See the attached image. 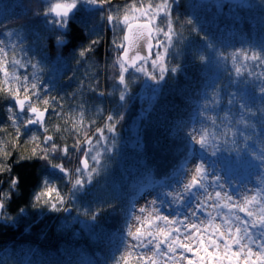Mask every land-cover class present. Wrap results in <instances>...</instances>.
<instances>
[{"label":"trees","instance_id":"trees-1","mask_svg":"<svg viewBox=\"0 0 264 264\" xmlns=\"http://www.w3.org/2000/svg\"><path fill=\"white\" fill-rule=\"evenodd\" d=\"M150 1L155 4L161 0ZM146 2L110 0L102 9L83 6L69 21L67 47L56 48L53 46L56 32L45 23L42 15L48 7L46 0H0V10L3 12L0 35L10 29L22 33L24 49L29 54H36L43 65V81L51 90L49 95L55 97L51 105L54 111L49 112L44 123L50 126L45 134L53 136L60 147L68 145L69 155L65 157L59 152L54 153L50 157L51 163L63 164L74 170L79 165L82 151L73 150L72 146L80 140V148H83L85 136H92L96 128L102 126L109 111L115 113L120 110L114 93L119 74L116 60L122 50L113 41L122 42L124 28L116 34L114 27L104 17L109 13L122 16L133 5ZM240 4L231 9L233 6L228 4L227 7H218L197 0H176L172 6V19L180 35L170 49L169 67L179 65V70L175 74L168 73L160 85L155 84L157 102L151 106L150 113L145 111L149 108L147 100L144 108L140 104L144 86L142 77L134 70L126 74L130 80V92L123 107L124 120L117 127L120 139L117 156L114 154L107 160L106 171L94 179L90 193L77 196L79 207L95 208L104 201H111L114 205L96 221L95 233L100 234L99 239L90 232L74 234L56 229L61 218L57 213L46 207H40L37 212L32 209L33 197L42 177L57 176L51 171L53 168L48 161L33 155V149L37 145L42 146L44 135L35 142L26 140L25 135L16 136L13 133L6 121L8 99L0 84V89H3L0 90V136L4 139V150L10 153L7 157H0V164L11 168L10 172L0 173V194L10 191L13 176L20 178L18 187L12 192L11 199L5 200L2 209L9 219H0V264H113V257L119 255V242L109 237L123 234L126 219L130 218L126 217L125 208L130 204L135 205L148 190H164L167 187L161 188L160 185L166 181L169 188L173 185L171 178L176 175L185 152L184 133L196 127L200 121L203 123L206 111L203 105L212 94L213 83H219L221 102L214 110L210 109L211 116L224 117L229 108L228 94L240 89L253 97V110L260 107L261 101L252 92L254 84L250 78L245 74L235 84L231 72L219 69L214 75V70L219 68L212 60L214 53L202 47L205 43L201 39L204 34L200 31L202 27L215 42L216 48L225 55H229L231 47L242 42L252 39L264 42V3L250 0L242 9L238 7ZM189 18L193 20V25L185 23ZM159 21L160 25L166 26L165 17ZM96 39L99 43L93 45V51L80 58L78 51ZM200 54L209 57V62L201 63ZM244 80L250 82L241 83ZM100 92L105 95H99ZM20 98H23V94ZM67 104L69 108L74 105L80 108L83 104L84 117L79 127L60 107ZM56 111H60L57 119ZM232 112L234 119H238V107H232ZM250 119L255 123V135L248 141V148L244 150L243 143H240L242 150L239 152L221 151L215 157L216 167L225 178L230 173L243 177L247 170L259 172L262 178L256 189L264 192V168L258 167V162L253 161L250 155L253 149L258 151L264 148V117L257 115ZM135 120H138L139 130L135 145H131L127 144V128ZM206 126L216 130L208 120ZM216 127L224 130L220 119H217ZM22 157L30 158L22 160ZM58 178L61 180L62 177ZM227 182H230V178H227ZM59 187L64 195H69L71 185L68 188V182L61 181ZM21 209L24 211L21 212Z\"/></svg>","mask_w":264,"mask_h":264},{"label":"snow or ice","instance_id":"snow-or-ice-1","mask_svg":"<svg viewBox=\"0 0 264 264\" xmlns=\"http://www.w3.org/2000/svg\"><path fill=\"white\" fill-rule=\"evenodd\" d=\"M46 2L48 7L42 15L45 17V23L51 25L52 31L56 32L53 46L65 48L68 45L67 29L70 19L85 5L102 9L103 5L110 0H56V2L46 0ZM174 3L176 0H162L155 6L133 5L132 11L138 12L139 17L130 18L127 11L122 18L113 13L104 17L110 25L124 26L122 42L113 41V44L122 50L116 60L119 74L116 77L114 93L120 104V110L115 113L109 111L102 126L97 127L92 136H85L83 144L87 147L80 148V140L72 146L73 150L82 151L79 166L74 170L66 168L63 164L51 163L50 157L54 153L59 152L65 157L69 155V146L65 144L60 147L54 142L53 136H45L41 142L42 146L37 145L33 149L34 156L48 161L51 168L63 173L71 185L69 196L66 198L57 187L45 180L44 189L33 197L34 207H46L54 212L69 211L66 199L74 200L78 194H89L94 179L106 171L107 160L111 159L119 148L117 127L124 120L123 107L130 92V80L126 74L130 69L141 73L156 85L164 82L168 73H177L179 65L169 67L170 49L175 46L180 35L172 19ZM227 6L226 4L218 5V7ZM161 16L167 20L165 27L156 23ZM132 19H143L145 22L133 24ZM185 23L194 24L190 18ZM195 30L193 27V31ZM200 31L204 33L201 37L205 41L202 47L212 50L216 58L215 62L230 59L237 77L245 74L248 77H255L252 92L258 95L261 105L253 110L252 96L245 91L231 92L227 99L229 108L224 117H205L216 130H210L207 126L201 125L192 127L184 133L186 140L183 145L185 152L182 163L176 175L171 178L177 187L146 200L145 204L138 208L134 204L125 208L126 217L130 216V218L126 219L123 234L118 237H109L119 242L117 249L119 255L113 257V264H264V192L259 188L245 189L244 192L239 189L234 193L229 192L225 188L226 182L213 167L215 161L210 164L205 159L206 156L216 157L221 151L239 152L242 150L239 147L240 143H243L246 150L249 146L248 141L255 135V123L250 118L257 115L264 117V72L255 73L249 69L248 65L252 63L256 67H264V42L259 44L258 51L240 48L230 55H225L216 48L215 42L203 27ZM6 35L10 38L7 44L0 39V73L5 78L4 83L9 85L6 95L10 96L14 102L8 109L11 113L8 119L17 125L16 132L19 135L21 126L44 127L46 116L50 111H54L51 109V104L55 97L44 98L50 89L39 76V72L42 71L40 61H35L28 55L19 33L9 32ZM13 35L19 43L11 40ZM97 43H99L98 39L91 40L87 47L78 51V56L85 58L93 51V45ZM142 47L147 55L141 54ZM9 49L12 53L11 60H9ZM18 49L23 55H17ZM149 59L151 71L146 66ZM199 61L208 63L209 57L200 54ZM9 65L16 69L11 75ZM28 67H31L33 72L30 76L25 73L21 78L19 69ZM13 82L17 85L15 88L11 87ZM249 82V80L241 81L245 84ZM212 89L211 97L203 105L205 110H214L220 105L221 92L218 81L213 83ZM157 91L153 89L152 95L145 97L149 103V108L145 109L146 112L150 113L151 106L157 102ZM99 95H105V93L100 92ZM39 104L44 106L43 109L38 107ZM79 107L81 109L79 117L82 122L84 106L81 104ZM232 107H238V119H234ZM14 108L18 111H14ZM25 113L27 119L22 120L21 114ZM217 119L221 120L224 130L216 127ZM249 129L252 131H246ZM44 131L47 132L48 129L44 127ZM237 137L240 139L238 140ZM32 139L37 140L39 137L34 136ZM0 153L5 157L10 155L2 147H0ZM250 155L253 161L258 162V167L264 168V148L258 151L253 149ZM10 171V167L0 164V173ZM19 183L20 178L13 176L10 181V191L0 194V219H9L4 216L2 209L5 206V200L11 199V194ZM168 186L167 181L160 185L161 188ZM160 195L169 199L161 200ZM116 198L118 199L119 196ZM165 203L186 205L191 217L196 218L198 214L203 213L207 220L192 221L189 220V214L184 215L183 219L175 216L170 218L162 211ZM111 208H114L111 201H104L98 203L95 208H84L81 213L91 221L84 225L85 228L97 239L100 238V234L95 233L96 221ZM23 211L24 209H21V212Z\"/></svg>","mask_w":264,"mask_h":264},{"label":"rangeland","instance_id":"rangeland-1","mask_svg":"<svg viewBox=\"0 0 264 264\" xmlns=\"http://www.w3.org/2000/svg\"><path fill=\"white\" fill-rule=\"evenodd\" d=\"M250 0H243V3L240 4L238 7L239 8H244V6H246L248 3H249ZM256 1H259L260 3H264V0H256ZM53 2H56V0H53ZM162 2L159 1L157 3H152V1L147 2L146 3H140V4H143L144 6H147L148 4H152V5H158ZM219 4V3H218ZM135 6H139V5H135ZM84 7L87 8V5H85ZM133 7V6H132ZM132 7H130L127 12H128V15L131 17H139V13L138 12H134L132 11ZM231 9H235V7L233 6V8ZM123 16V15H122ZM122 16H120L122 18ZM164 16H161L158 21H156V23L161 26V27H164V25H160L159 24V20L162 19ZM3 18V12L0 10V21L2 20ZM131 22H145L143 19H132ZM110 25V24H109ZM112 27H114L115 29V33L116 34H119V32L121 31V29L124 28L123 25H119V26H114V25H111ZM19 33L20 35V40H22L24 42V37L22 35L21 32L17 31V30H7V31H4L1 35H0V39L4 40L5 41V44H7L9 42V37L6 35L7 33ZM11 40L14 41V42H17L19 43V41H17L15 35H13L11 37ZM263 42L261 40H255V39H252L250 41H245V42H242L240 44H238L237 46H233L230 48V52H229V55L235 51V50H238L240 48H246V49H249L250 51L251 50H256L258 51L259 50V44ZM32 50H33V47H32ZM154 53H155V50L153 51V58H154ZM213 54V52H210ZM17 55L18 56H21L23 55V53H20L19 52V49L17 50ZM29 56H31L35 61H39L37 60V57H36V54L33 53V52H30V54L28 53ZM11 57H12V53H11V50L9 49V60H11ZM212 58V56H211ZM215 59V56L212 58L213 62L215 63L216 66H218L219 68L218 69H215L214 70V75L216 74V72L221 69V71H226V72H231L232 73V79H233V82L235 84H238L240 82V79L242 78L241 77H237L234 73V69L232 68V63H231V60L229 59L228 61H222L220 64L217 65V62L214 61ZM149 70L151 71V62H147V65H146ZM249 69L250 70H253L255 73H261V72H264V67H256L255 64H252V63H249L248 65ZM40 68L42 69V71L39 72V76L41 78V80L43 81V78H42V72H43V65L40 63ZM13 71H16V69H13L11 67V65H9V74L11 75ZM19 72H20V75H21V78L23 77V75L25 73L29 74V76L31 75V73L33 72V70L31 69V67H28L27 69H19ZM136 74L140 77H142L143 81H144V86L142 88L143 91L146 92V96H151L152 95V90L153 89H156L154 86H155V83L150 81V80H147V78L145 76H143L141 73H137ZM250 80L252 82L255 81V77H249ZM4 76L2 73H0V84L2 86V88L4 89L5 93H6V89L8 88L9 85L5 84L4 83ZM47 85V83H45ZM17 85L13 82L11 84V87L15 88ZM48 86V85H47ZM49 88V87H48ZM141 90V92H142ZM241 91V89H240ZM140 92V94H141ZM51 93V90L48 92V95L45 96L44 98H50V94ZM21 94H23V92L21 91ZM7 96V99H8V105L5 107V114H6V121H8V124L9 126L12 128L13 130V133L17 135V132H16V127L17 125L16 124H13L11 120L8 119L9 115L11 113H9L8 109L10 106L13 105V100L11 99L10 96L6 95ZM145 97H142V100H140V104L143 105L142 108H144L147 104L146 99ZM211 97V95L209 96V98ZM53 103V102H52ZM69 104V103H68ZM65 105V106H60L63 110H65L70 119H72V122L73 124H75L76 126H80L81 124V121H80V117H79V112H80V108H76L75 105L74 106H71L69 108V105ZM52 105V104H51ZM38 107H44L42 104H39ZM14 111H18L17 109H13ZM212 111L209 109V110H206L204 115H203V123L199 122L196 127H200L201 125H204L206 126V122H207V119H205V117L207 116H211ZM60 114V111H56L55 112V119L59 118L60 115H57V114ZM22 115V120H26L27 119V114H21ZM137 125H138V120H135L134 123H131V125L127 128V136L129 137L128 140H127V144H131V145H135V141H136V137L138 135V128H137ZM49 131L50 129V126H45ZM44 127H41L40 125L39 126H36V127H31L30 125L25 128L23 126H21L20 128V133L19 135H25L26 137V140L29 139L30 141H35L37 142L38 140H40V136L41 135H44L46 136L45 132L44 131ZM1 125H0V131H1ZM39 137V139L37 140H33L32 137ZM95 139V138H94ZM120 141L119 137H118V142ZM4 139L2 136H0V147H2L4 149ZM120 146V145H119ZM84 147H87V145H84ZM118 152V150H117ZM117 152L115 153L116 156H117ZM3 154L0 153V157H2ZM205 159L211 164L212 161H215V164H214V169L217 171V173L223 178V181L226 182L225 184V188L226 190H228L229 192H236L237 189H239L241 192H244L245 189H256V186H257V183H259L261 181V178H262V175L259 173V172H256V171H251V170H247L246 172H244L245 174L243 175V177H237V174H233V173H230V176H228L227 178H230V182H227V178H225L221 173L220 171L218 170V167H216V158L215 157H210V156H206ZM79 165L77 164L75 166L78 167ZM74 168V169H75ZM52 172H54L56 174L57 177L55 178H51L47 175H44L41 179V183L36 191V193L34 194V196L36 194H38L39 192H41L43 189H44V181L45 180H48L50 181L51 185L55 186L58 188L59 192L64 195L62 193V190L61 188L59 187V185L61 184V181H66L68 182L67 178L64 177L63 173H60L58 170H55V169H52L51 170ZM62 175V176H61ZM58 176L62 177L61 180H59ZM177 187L176 184L173 183V185L169 188H165L164 190H159V191H155V190H148L147 192H144L139 200L135 203V207L138 208L142 205L145 204L146 200H150V199H153L155 197H157L161 192H167V191H170L172 190L173 188ZM68 188H70V184L68 182ZM55 195V194H54ZM66 198L69 196V195H64ZM160 199L161 200H164V201H167L169 198L166 197V196H163V195H160ZM78 197L74 200H70V199H66V206L69 208V211L65 212V211H59V212H55L58 214V216H60V221L59 223L57 224L56 226V229H59L61 231H72L74 234H77V232H83V233H88L89 230L85 228V224H88L90 223L84 215H82L81 213L83 212L84 210V207H79L78 205ZM34 203V201H33ZM33 203H32V209H34L35 211L38 210L40 207H34L33 206ZM195 202L193 201V204ZM74 210V213L73 211ZM162 211L164 214L166 215H169L170 218H172L173 216H175L176 218H179V219H183L184 215L186 214H189L188 213V209H187V206L186 205H181V206H178V205H175V204H172V205H169L168 203H165L163 206H162ZM37 212V211H36ZM54 212V211H53ZM214 215L216 214L215 212L213 213ZM189 220H192V221H196L198 222L199 220H207V217L203 214V213H200L198 214V217L194 218V217H191L190 214H189ZM217 222H219V220H217Z\"/></svg>","mask_w":264,"mask_h":264},{"label":"water","instance_id":"water-1","mask_svg":"<svg viewBox=\"0 0 264 264\" xmlns=\"http://www.w3.org/2000/svg\"><path fill=\"white\" fill-rule=\"evenodd\" d=\"M198 2H200V3H210L211 1H213V0H197ZM222 1H224V2H226V3H231V4H240V3H242L243 2V0H222ZM133 24H136V23H144V22H132ZM124 34V33H123ZM155 50V49H154ZM153 50V51H154ZM140 51H141V54L142 55H147V52L145 51V49L142 47L141 49H140ZM150 61V59L148 60V62ZM131 70V69H130ZM147 94H146V92L145 91H142V94H141V97H145ZM46 118H47V116H46ZM46 118H45V120H46Z\"/></svg>","mask_w":264,"mask_h":264},{"label":"flooded vegetation","instance_id":"flooded-vegetation-1","mask_svg":"<svg viewBox=\"0 0 264 264\" xmlns=\"http://www.w3.org/2000/svg\"><path fill=\"white\" fill-rule=\"evenodd\" d=\"M210 3L214 4V5H220V4H228V5H231V6H237L238 4H231V3H226L222 0H213L211 1ZM219 3V4H218ZM34 126H38V125H34Z\"/></svg>","mask_w":264,"mask_h":264}]
</instances>
